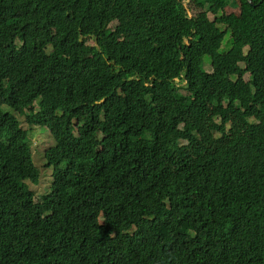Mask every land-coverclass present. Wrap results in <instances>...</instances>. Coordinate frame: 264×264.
I'll return each instance as SVG.
<instances>
[{
  "label": "trees",
  "instance_id": "16d2710c",
  "mask_svg": "<svg viewBox=\"0 0 264 264\" xmlns=\"http://www.w3.org/2000/svg\"><path fill=\"white\" fill-rule=\"evenodd\" d=\"M181 1L0 0V264H264V1Z\"/></svg>",
  "mask_w": 264,
  "mask_h": 264
},
{
  "label": "rangeland",
  "instance_id": "374dc122",
  "mask_svg": "<svg viewBox=\"0 0 264 264\" xmlns=\"http://www.w3.org/2000/svg\"><path fill=\"white\" fill-rule=\"evenodd\" d=\"M188 4H186V8L188 10V14L190 17L195 16L200 10H197L194 6L193 0H188ZM233 2H235L233 0ZM231 10V6L225 10L228 14ZM240 12L239 5H236L235 13L238 14ZM257 17L261 18V14ZM214 16L210 14L207 17V21H213ZM206 27V26H205ZM230 34L228 33L225 37L224 43L222 45V50H228L230 48L229 44ZM207 57L205 58V60ZM205 67L207 70H211V65L208 60H206ZM3 109L9 110L7 107H3ZM21 123L23 129L29 130V138L32 147L33 159L34 161L40 165L45 162V150L53 144V139L49 135V131L46 128L39 126H30L26 120V115H19L15 113ZM51 172L49 170H44L42 176L40 178V182L38 184L32 185L31 189L33 190L36 200H40L41 197L51 190Z\"/></svg>",
  "mask_w": 264,
  "mask_h": 264
},
{
  "label": "clouds",
  "instance_id": "9594fccd",
  "mask_svg": "<svg viewBox=\"0 0 264 264\" xmlns=\"http://www.w3.org/2000/svg\"><path fill=\"white\" fill-rule=\"evenodd\" d=\"M262 1V0H261ZM264 1V0H263ZM185 7H186V4H188V0H182L181 1ZM187 9V8H186ZM187 13H188V10H187ZM189 15V14H188ZM210 15V14H209ZM208 15V16H209ZM194 16L190 17L189 15V18H193ZM215 19H213L214 21ZM87 43H91L92 45H95L96 42L94 41V39H91V40H86ZM209 61V60H208ZM206 63V62H205ZM210 63V61H209ZM206 65V64H205ZM211 65V64H210ZM205 70L208 71V72H211L212 70V67H211V70H207L206 67H205ZM179 80L176 79V82H178ZM144 115V109L142 107V105L138 104V103H132V104H128L126 105L124 108H122L121 110V119L120 121H125V122H128V123H131V124H138L142 118V116ZM33 154V153H32ZM156 264V263H155Z\"/></svg>",
  "mask_w": 264,
  "mask_h": 264
},
{
  "label": "water",
  "instance_id": "95a60500",
  "mask_svg": "<svg viewBox=\"0 0 264 264\" xmlns=\"http://www.w3.org/2000/svg\"><path fill=\"white\" fill-rule=\"evenodd\" d=\"M261 2H263V0Z\"/></svg>",
  "mask_w": 264,
  "mask_h": 264
}]
</instances>
